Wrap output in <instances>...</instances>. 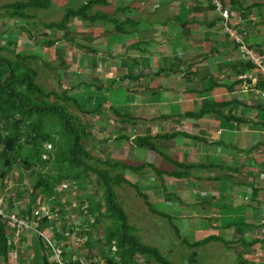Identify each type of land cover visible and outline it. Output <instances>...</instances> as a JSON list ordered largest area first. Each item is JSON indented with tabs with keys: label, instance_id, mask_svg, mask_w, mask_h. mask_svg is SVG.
Returning <instances> with one entry per match:
<instances>
[{
	"label": "crops",
	"instance_id": "0c3cea01",
	"mask_svg": "<svg viewBox=\"0 0 264 264\" xmlns=\"http://www.w3.org/2000/svg\"><path fill=\"white\" fill-rule=\"evenodd\" d=\"M219 1L228 16L226 25L234 28L243 46L262 57L264 63V0ZM107 6L94 8L104 10ZM118 6L119 10L109 14L111 26L107 29H102L100 23L72 19L59 34L47 32L46 24L41 23L45 28L41 29L46 32L38 37L39 43H31L28 48L34 49L33 54L40 55L45 62L56 61L60 67L57 72L65 68L71 70L58 77H68L66 88L64 86L62 90L74 96L80 87H87L93 97L89 102L93 106L89 108L88 103V111L100 105V112L105 109L135 112L128 113L140 118L134 134L152 132L156 125L158 128L159 121L163 123L159 131L177 130L180 136L168 143H173L170 149L178 153V162L186 166L192 162L199 166H214L191 173L193 180L200 178L196 180L198 194L179 211L182 225L187 228L194 223L193 230L213 232L209 229L210 223L220 232L218 236L224 240L226 237L228 242L235 241L230 242L232 248L227 242L229 250L224 261H216L219 264H240L239 259L260 264L254 248L245 245L257 241L258 227L264 228V79L256 67L241 59L238 45L222 32L224 21L215 13L213 0H118ZM32 17L29 20L11 16L2 18L3 23L9 19L10 25L20 26L24 37L26 28L36 31L33 25L36 26L37 17ZM117 26L118 33L114 31ZM88 28L84 45L76 44L79 40L75 34H83ZM51 33L56 39L59 35L66 38L68 48L58 45L56 39L50 40ZM38 35H41L40 31ZM16 36L13 40L19 42L17 51L25 52L20 50L21 42ZM49 41H54L57 46L46 48L45 42ZM102 46L108 49L104 54H98L97 49ZM62 48L66 49L67 55L60 60ZM47 51L46 56L44 52ZM67 58H71L72 64L65 63ZM110 59H113V65ZM71 68L78 71L73 72ZM37 84L47 88L45 90L58 91L62 80L57 86L45 85V88L38 81ZM101 91L105 92V98L95 102V95ZM204 106L215 107L218 114L199 120L187 117L201 112ZM181 120V130L175 129ZM138 127L143 128L142 132H138ZM187 134L191 136L187 137ZM197 137L204 141L198 142ZM138 152L141 154L140 150ZM139 160H143L142 155ZM190 178L182 180L187 187L179 190L182 198L191 188ZM213 182L219 185L222 194L210 205V212H206L205 206L201 205L206 197L202 196L200 188L203 183ZM238 197L246 200L237 204ZM209 198L212 199L208 197L206 201ZM220 205H225L228 210L221 212ZM228 213L237 214L233 222L241 221L244 227L225 231L223 217ZM196 214L206 215V220L190 222L191 215ZM234 243H240V249L233 250Z\"/></svg>",
	"mask_w": 264,
	"mask_h": 264
},
{
	"label": "trees",
	"instance_id": "16d2710c",
	"mask_svg": "<svg viewBox=\"0 0 264 264\" xmlns=\"http://www.w3.org/2000/svg\"><path fill=\"white\" fill-rule=\"evenodd\" d=\"M108 4V0H89L76 10L65 12L64 17L57 23L46 24V31L53 33H61L66 28L69 21L79 19L89 24L97 22H111L110 16H101L98 13H92L94 7H104ZM43 6H48V1L29 0L25 3H13L6 5L7 17L30 19L26 11L30 9H38ZM13 13L9 14V11ZM118 33V26L114 29ZM26 32V31H25ZM27 33V32H26ZM33 45L39 43L38 36L27 33ZM17 36L13 33L0 30V177L5 179L11 170L20 165L26 172H31L34 180L32 186L28 190L27 204L20 209L19 215L23 216L27 222L33 210L37 209V205H51L52 209L47 216H44L41 221L34 219L33 223L36 226V232H31L35 237L41 235L44 230L54 227L57 219L64 225L76 229L80 232L81 240L85 239L82 248H86L88 252L93 248L98 252L99 261L95 262L90 259V264H174L165 257L158 248L154 246H146L136 235L137 227L130 223L127 212L123 208V203L118 200L117 190H121L122 186L131 188L136 197L143 201V204L150 212V215H158L168 221L169 226L174 228L175 237L183 245L196 249L211 242L220 243L228 249L229 244L221 236H210L199 242L189 243L181 237L180 230L175 222L178 217L170 216L168 213H163L155 208V204L149 191H141L138 183L127 176L128 173L138 175L146 168H151L156 177L160 180L159 189L162 194H167L171 199L183 204L185 207L189 205L188 201L193 198L198 192L196 179L190 178L193 171L201 172V170L211 169L214 166L197 165L186 166L185 164L172 160L176 166V171L173 173L168 170H160L155 166L148 164H135L124 160H105L95 159L91 157L87 151L89 138L92 137L88 126H85L81 117L74 114L75 111L85 112H100V105L94 110H87V105L91 100L84 101L69 95L66 91L45 90L38 84L39 73L34 64L41 63L43 58L38 54H27L17 51L19 42L13 39ZM46 48L50 46L56 47L53 42H45ZM78 48V47H77ZM42 64V63H41ZM42 68L54 71L48 63L43 62ZM63 75V73H59ZM93 105L89 104V108ZM215 107L219 105L215 104ZM215 107L204 106L202 111L198 113L188 114V118L199 120L210 117L212 114L217 115ZM111 109V108H110ZM114 110V112H113ZM117 121V125H131L130 131L134 134L137 121L140 118H135L131 114L118 112L117 109H111ZM123 128V127H122ZM57 130L61 138V151L53 158L51 153L46 152L42 145L55 144L52 131ZM134 136V135H133ZM167 141L176 140L180 135H165ZM185 136V135H184ZM127 136L117 137L119 140H125ZM158 138V137H155ZM194 138V137H193ZM153 138L150 136L140 137L135 136L131 142L134 150H140L142 157L144 152L158 151L152 143ZM198 142L204 141L200 138H195ZM60 141V142H61ZM84 160H94L90 166H87ZM102 167V170L99 169ZM193 169V170H192ZM192 170V171H191ZM111 171H118V176L111 177ZM191 175V176H190ZM91 176L95 179V189L92 193L89 192V187L94 182ZM166 177H175L180 179H191V188L184 193L183 198L177 192L167 190L165 185ZM72 187L73 190L79 192L77 196V204L70 205L73 213L76 214L77 222H73L68 215V207L66 202H61V197L66 195L64 188ZM165 193H164V192ZM89 192V193H88ZM179 192V191H178ZM66 193V194H65ZM83 194V195H80ZM20 193H18V196ZM203 198L201 205H204L206 212H210V205L213 204L215 198ZM216 201V200H215ZM39 202V203H38ZM169 202V200H168ZM8 211L12 207H8ZM221 212L228 210L225 205L219 206ZM172 211V210H171ZM83 214L86 215L85 220ZM52 216V218L50 217ZM92 220L91 223L89 220ZM83 227V231L81 228ZM225 231L231 227H244V223L225 221ZM100 228V229H99ZM57 227L55 233L58 239L59 230ZM70 233L73 230L68 229ZM95 230L99 234L94 235ZM76 232V233H77ZM10 236V237H9ZM13 234H9L5 222L0 218V264H11L10 254L13 249V242L10 243ZM31 237V236H28ZM33 249L34 259L37 264H49L47 258L48 249L44 245L41 237L34 238ZM240 244V243H239ZM63 255L64 258H67ZM84 258H86L84 256ZM197 251L193 250L189 254L188 264H197ZM239 259V258H238ZM102 262V263H100ZM240 264H248L245 260H240ZM68 264H81L80 261L70 260ZM250 264V263H249Z\"/></svg>",
	"mask_w": 264,
	"mask_h": 264
},
{
	"label": "rangeland",
	"instance_id": "374dc122",
	"mask_svg": "<svg viewBox=\"0 0 264 264\" xmlns=\"http://www.w3.org/2000/svg\"><path fill=\"white\" fill-rule=\"evenodd\" d=\"M29 0H0V30L17 34L18 39L21 42V48L20 50H24L26 53L30 54L33 53L34 49L28 48L30 47L31 42L29 41L30 37H28L27 33H31L34 36H37L38 31L41 32V35H38V37H42L44 35V32H46L44 27L41 25V23L45 24H51V23H57L62 20L64 17L65 12H68L70 10H76L78 7L83 5L89 0H56L55 2H52L51 0H43L48 1V6H43L38 9H30L26 11V13L31 14L32 16L35 15L37 17L36 20V26L33 29L36 31H33L28 28L25 29L24 33L26 36H21V29L20 26H17L15 24H9V19L6 20V22L3 23L4 18L7 17V9L6 5H9L10 3H25ZM129 3L128 1H126ZM120 4V3H119ZM125 6V5H124ZM98 8V7H97ZM47 10L45 13L43 10ZM116 10H119L118 6V0H109L108 6L105 7L104 10L93 8L92 11H96L93 13H98L101 16L109 14L112 15L113 12H116ZM42 11V12H41ZM12 11H9V14H11ZM13 13V12H12ZM113 17V16H112ZM115 17V16H114ZM113 17V18H114ZM99 23V22H97ZM16 24H19V22L16 21ZM81 24V23H80ZM83 26H88L84 25ZM81 25V26H82ZM100 26L105 29H107L109 26H111V22H100ZM44 28V29H41ZM90 29L88 28V31L81 34H75L76 38L79 40L76 42V44L82 46L84 45V37L86 34H89ZM53 32V31H52ZM20 36V37H19ZM46 38H48L46 36ZM50 40H55L56 38L52 36V33L50 35ZM49 40V39H48ZM54 42V41H50ZM55 42H58V45L65 46L68 48L69 43L67 42V39L63 36L59 35L58 39H56ZM80 50V48H78ZM105 46H102L97 49L98 54H104L106 52ZM62 55H59L60 60L66 58V49L62 48ZM47 53L44 52V54L47 56ZM84 51L82 54H79L80 57L83 56ZM82 55V56H81ZM68 57V56H67ZM45 60L43 59L41 63L34 64L36 69L38 70L39 79L38 83L40 82L44 88L47 86H57L58 81L62 80V85L60 89H58V92L63 91L62 88L65 85V81L68 77L64 76L63 78L58 79L60 77L59 72H62L64 75H67L71 73V70L69 68L62 69L61 71L57 72V68H60L59 65L55 62H49L50 66L54 68L53 72H50L48 69L42 68L43 62ZM68 62L69 64H72L71 58H67L65 63ZM97 62V60H96ZM111 65H113V59H110L109 61ZM67 63V64H68ZM72 66V65H70ZM72 69V68H71ZM73 72H77L78 70L72 69ZM46 85V86H45ZM47 89V88H45ZM51 90V89H50ZM54 90V89H53ZM73 97H77L79 99H84V101L92 100L93 97L91 95V92L88 90L87 87H80L78 90V93H74ZM105 98V92L101 91L98 92L95 97V102H101L102 99ZM90 104V103H89ZM124 113H135V112H124ZM75 115L81 117V121L85 126H88V130L91 132L92 137L89 138V145L87 147V151L90 152L91 157L95 159H100L101 161L105 160H124L127 162L132 163H144L148 164L149 166H155V168L160 170H168V172L173 173L176 171V166L172 162V160L178 161L176 157L178 156V153L170 149V146L173 145L174 140L167 141L165 135H179L178 131H171L169 130V133H165L159 131V129L162 127L163 123L159 121L160 123L152 128V132H147L146 135L144 134H132L130 131L131 125H117V121L113 115V112H109L108 109H105L104 112H85L81 113L77 111L74 112ZM183 120L178 121V123L175 125V129L181 130L180 123H182ZM155 122V121H154ZM151 124V123H150ZM168 125V123H167ZM149 126V123L148 125ZM123 127V128H122ZM166 128H170L167 126ZM149 129V128H148ZM138 132H142L143 128L138 127ZM149 131V130H148ZM183 132H186L184 129ZM52 135L54 137L55 144H44L42 145L43 149L51 153L53 155V158H56V156L61 151V138L58 134L57 130L52 131ZM127 136L131 138H127L132 140V138H135V136L140 137H148L150 136L153 138L152 143L154 147L158 149V151L155 149V151H151V153L146 154V151L144 152L143 160L140 159V155L138 150H134L131 146V142L125 140H119L117 137L119 136ZM134 135V136H133ZM184 136V135H181ZM191 136L189 134L186 135ZM158 137V138H155ZM167 139V140H166ZM61 141V142H60ZM1 152V151H0ZM141 152V151H140ZM87 166H90L94 160H84ZM139 162V163H138ZM141 163V164H142ZM198 163L192 162V166H197ZM100 170H102V167H99ZM193 170V169H192ZM191 170V171H192ZM194 173V171H193ZM111 177L115 178L118 176V171H111ZM220 172H217V175H219ZM128 177H130L134 183H138L141 191H145L147 194H151L152 197V203L155 204V208L159 212V210L163 213H168L167 210L170 212V216L178 217L179 211L183 209V204L178 203L176 200L171 199L170 196L167 194H162L161 190L159 189L160 180L156 177L155 173L151 168H146L143 173L134 175V174H127ZM165 179V185L163 187L167 190V193H169L170 190L177 192L179 195V190H185L187 189L186 185L182 183V179L177 180L175 177H163ZM91 179L93 180L94 177L91 176ZM34 180L33 176H31V172L25 171L20 165H16L11 172L7 175L5 179H1L0 177V199L3 200V202L7 203L8 207H12L8 213L15 214V216L19 219H24V217L19 215L20 209L27 204L28 198V190L30 185L32 186V181ZM183 184V185H182ZM216 182H213L211 184H204L200 188V192L203 197H212L218 199L221 197V189L219 185L217 186ZM95 179L91 187H89V192L92 193L95 189ZM121 190H117L118 194V200L123 203V208L126 214H128V217L130 219V223L134 224L138 229L136 232L137 237L146 245V246H154L160 250V252L167 257L170 261H172L174 264H188L187 260L189 258V254L195 250L197 251L199 255V259L197 258V264H219L216 261H224L226 254L229 249L226 247H223V245H220L216 242H211L208 245L191 249L182 243L175 237V231L174 228L169 226V223L164 218L158 216V215H150V212L143 204V201L136 197L135 192L131 188H127L126 186H122ZM68 189L64 188L63 190L66 191V195L61 197V202H66V206L68 207V215L72 218L73 222H77V218H75V215L70 208V205H76L77 204V196L79 195V192H76V190H73L72 187L68 186ZM88 192V193H89ZM164 192V191H163ZM18 193L20 195L18 196ZM165 193V192H164ZM83 195V194H80ZM211 199V198H209ZM169 200V202H168ZM214 200V201H215ZM246 198L244 197H238L236 200L237 204H242L243 201H245ZM50 210L52 209L51 205H48ZM253 206V205H251ZM40 212H43L45 210L44 205L37 206ZM172 210V211H171ZM194 212V211H193ZM218 210H215V213H217ZM209 215V214H208ZM190 222L194 219H205L204 216L201 214L191 215ZM210 216V215H209ZM52 217V216H51ZM187 217V216H186ZM211 217V216H210ZM225 221H233L237 219V214L234 213H228L225 214L223 217ZM251 217L249 216L248 221H250ZM206 220V219H205ZM210 221V220H208ZM56 224L60 226V221L57 219ZM177 228L180 230L181 237L186 239L189 243L199 242L201 240H204L210 236H218L219 231L213 229V226L209 223V229H212V231H206L201 232L200 230H193L194 223L189 224L187 228H185L182 225V222L180 219L177 218V222H175ZM85 223L81 228H78V230L81 229V232L83 231ZM100 229V228H99ZM237 229L236 227H231L230 230ZM200 231V232H199ZM73 231L75 235H71L67 237V240L65 241H59L60 246L62 247V250H64L65 254H68L71 259L76 258L77 261H80L81 264H90V259L94 260L95 262L99 261L98 258V252L95 248L92 249V251L88 252L86 248H82L85 239H80L79 237H82L80 232ZM92 233L94 235L97 234V237H99L97 231L93 230ZM31 236V237H28ZM28 236H21L19 240L16 242L15 250L12 254H14L13 258L10 259L11 264H37L36 260L33 257L34 249H33V242L35 241V236H32L29 234ZM230 236V233L229 235ZM257 241H255L252 244H246L245 247H251L254 248V255L256 256L257 261L261 263H264V251L261 250V248H264V228L258 227L257 235H256ZM238 240V237H236ZM226 242H228V239L225 237ZM235 242V241H229ZM261 244V245H260ZM45 247L48 249L47 255H48V261L49 264H54L53 259V253L48 248L47 245ZM231 247V243H230ZM234 249L237 250L240 249L239 244L234 243L233 244ZM243 247V246H242ZM232 248V247H231ZM243 249H245L243 247ZM211 254H214V256H211ZM84 256L86 258H84ZM102 263V262H100ZM40 264V263H39Z\"/></svg>",
	"mask_w": 264,
	"mask_h": 264
},
{
	"label": "built area",
	"instance_id": "2783aa9c",
	"mask_svg": "<svg viewBox=\"0 0 264 264\" xmlns=\"http://www.w3.org/2000/svg\"><path fill=\"white\" fill-rule=\"evenodd\" d=\"M213 6L215 13H217L218 16L222 18V20L224 21V25L222 26V32L225 33L235 44L238 45V48L240 49L241 52L240 53L241 59L243 61L251 63L254 67H256L257 71L259 72V75L264 79V63L262 57H260L252 50L245 48L242 44L241 37L237 34L236 30L232 27L227 26L228 16L223 8L222 3L219 0H213ZM44 206H45V210L43 212H40L38 210L39 208L36 207L37 209L33 210L31 213V221L27 222V220L25 219L17 218L15 214L8 213L5 203L3 202L2 199H0V218L5 222L9 234L10 235L11 233L13 234L10 243L12 242L16 243L18 241V238L23 234H30L31 232H36V226L34 225L33 220L34 219L40 220L41 213H44V215L47 216V214L51 212L47 204H45ZM66 228L74 230V228L69 226H66ZM50 235L53 236L52 238L54 239L55 234L53 232H50ZM67 235L68 233L64 234V236ZM40 236L43 237L48 242V244L53 248L55 263L66 264L63 261L64 252L62 251L61 247L59 245H56L52 238L46 237L44 234H41ZM262 242H264V240H262Z\"/></svg>",
	"mask_w": 264,
	"mask_h": 264
},
{
	"label": "clouds",
	"instance_id": "9594fccd",
	"mask_svg": "<svg viewBox=\"0 0 264 264\" xmlns=\"http://www.w3.org/2000/svg\"><path fill=\"white\" fill-rule=\"evenodd\" d=\"M44 216H46V215H44V213H41V219L44 217ZM84 216H86V215H84L83 214V217ZM41 219H40V221H41ZM28 220H29V222L31 221V215H30V217H28ZM84 220H85V217H84ZM90 221V223H91V219L89 220ZM61 223V222H60ZM85 224H86V222H84ZM56 226L57 227H59L57 224H55V226L54 227H51L50 229H48V230H44L43 231V233L42 234H44L46 237H50V238H52L53 236H51L50 235V232H53L54 234H55V236H54V243L56 244V245H59L60 246V244H59V241H65V240H67V237L68 236H71V235H75V233H70L69 232V230L66 228V225H64V224H60V227H61V229L59 230V238L60 237H62V238H65L64 240H62V239H58L57 238V235H56V233H55V230L54 229H56ZM76 229H74L73 231H75ZM65 233H68V235L67 236H64V234ZM31 234V233H30ZM24 236H28L29 234H23ZM23 235H21V236H23ZM32 235V234H31ZM20 236V237H21ZM33 236V235H32ZM19 237V238H20ZM39 237H41L40 235H38L36 238L38 239ZM19 238H18V240H19ZM42 239H43V241H44V245H47L48 246V248L52 251V253H53V259H54V261H55V258H54V252H53V248L48 244V242L43 238V237H41ZM85 243V242H84ZM11 245H13L14 247H13V249H12V251H11V254H10V259L11 258H13V256H14V254H12L13 252H14V250H15V247H16V243H14L13 242V244H11ZM61 247V246H60ZM61 249H62V247H61ZM63 252H64V250H62ZM65 254V253H64ZM63 254V255H64ZM67 258H64L63 259V261L66 263V264H68V261H70V260H75L76 258H74V259H71L70 257H69V255L68 254H66L65 255ZM33 257H34V253H33ZM47 258H48V255H47ZM54 264H56L55 262H54Z\"/></svg>",
	"mask_w": 264,
	"mask_h": 264
}]
</instances>
